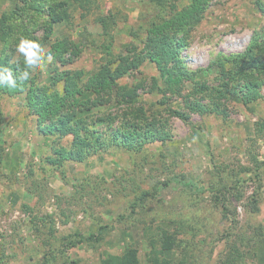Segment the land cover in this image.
I'll return each mask as SVG.
<instances>
[{
	"label": "rangeland",
	"instance_id": "rangeland-1",
	"mask_svg": "<svg viewBox=\"0 0 264 264\" xmlns=\"http://www.w3.org/2000/svg\"><path fill=\"white\" fill-rule=\"evenodd\" d=\"M171 2L180 9L190 0ZM42 5L67 15L65 22L53 25L51 42L70 36L81 43L79 56L60 69L86 74L105 61V40L112 41L114 57L132 58L143 46L145 28L172 13L149 0H44ZM14 7L15 0H0V15ZM46 20L34 16L26 28L43 36ZM262 24L255 0H209L202 20L185 37L180 66L216 86L219 71L210 63L221 54L243 51ZM49 51L50 43L43 44V66L34 70L45 84L59 73L49 72L54 66L47 61ZM259 63L255 76L261 96L256 100L246 103L239 95L215 100L202 92L190 96L193 102L217 103L225 111L221 114L189 110L174 93L150 92L154 80L161 83L163 76L144 60L119 79L137 89L139 102L97 105L89 119L111 117L114 126L150 123L155 138L138 150L113 146L61 164H50L48 158L54 156V145L69 148L70 137L43 135L23 96H0V264H65L72 259L100 264L130 248L139 264H149L155 247L151 241L160 247L165 236L179 242L167 254L173 260L186 254L193 264H219L235 245L243 255L237 264H264V129L255 130L256 123L264 124V57ZM177 68L173 64L170 70ZM193 90V82L186 80L183 94ZM139 108L142 116L135 115ZM105 125L96 121L89 128L104 131ZM192 183L202 189L196 192ZM143 190L153 196L139 199ZM219 190L234 221L221 217L215 199ZM253 197L258 199L256 212L247 205ZM77 232L101 238L94 244H63Z\"/></svg>",
	"mask_w": 264,
	"mask_h": 264
},
{
	"label": "trees",
	"instance_id": "trees-1",
	"mask_svg": "<svg viewBox=\"0 0 264 264\" xmlns=\"http://www.w3.org/2000/svg\"><path fill=\"white\" fill-rule=\"evenodd\" d=\"M149 1L158 9L169 8L172 11L171 15L145 28L143 46L132 58L121 54L114 57L111 49L112 41L105 40L102 44L106 55L105 61L95 72L89 74H86L83 69H60L59 67L72 63L81 52V43L70 36L57 38L54 42L50 41L53 25L66 21V10H63L66 15L63 17L56 14L50 5L41 6L44 0H15V7L0 15V73L7 75L6 69L10 70L11 81L15 82V87H12L10 81H0V96H23L29 113L36 116L38 130L43 135L57 139L70 137L69 148L53 146L54 156L48 158L50 164H61L64 160L80 161L87 158L89 154H95L113 146H122L129 151L138 150L143 147L145 141L155 138L154 127L150 123L139 126L137 123L127 122L126 126L122 121L118 126H114L115 119L111 117L89 119L92 115L89 112L97 105L111 103L117 107H130L139 102L137 89L120 84L119 79L130 70L137 68L138 64L146 59L152 62L163 76L161 83L154 80L150 92L177 94L182 98L184 106L195 112L211 111L221 114L225 112L217 103L209 106L190 100V96L200 92L215 100L229 99V95H239L246 103L261 96L256 76L262 65L259 60L264 57V0H255V5L263 17V24L251 38L249 46L243 51L228 55L221 54L210 63L219 71V83L213 87L198 79L196 71L192 72L180 66V53L185 44V37L188 36L189 30L202 20L209 0H190L180 9H177L171 0ZM64 3L60 2L61 5H65ZM34 16L48 18L43 25L45 29L43 36L34 35L26 28L32 23ZM22 39L38 42L41 47L43 44L50 43L48 55H52L51 65L54 66L50 67L49 72L51 74L58 70L59 73L50 75L48 84L41 82L38 73L34 72L36 67L24 64L23 54L17 52L16 46L13 47ZM132 49L133 52L136 51L135 47ZM173 64L178 66L177 71L170 70ZM25 73L27 79H21ZM186 80L193 82L194 90L191 94H183ZM105 96L107 99L103 101ZM135 111L136 116H142L144 112L143 108ZM175 112L183 116L182 112ZM138 119L144 120L142 117ZM96 121L106 124L104 131L89 128V125L95 124ZM255 126L258 132L264 129L262 122L256 123ZM2 151L3 148L0 146V158ZM192 186L196 192L202 189L196 187L194 183ZM219 192L220 190L215 191V199L220 203L222 219L234 221V218L230 216L233 209L225 203ZM148 196L153 194L143 190L138 198L144 200ZM248 202L249 211L259 210L257 198L253 197ZM103 229L102 226L99 231L102 232ZM100 236V234L86 236L77 232L67 235L63 244L66 246L94 244L100 240ZM160 242V247L155 248L156 244L151 241L155 247L151 250L149 264H193L188 262L189 256L186 254H183L179 260H173L167 256L170 250L179 246V242H176L173 236L161 237ZM229 249L230 251L220 259L219 264H237L236 261L243 257L235 245L230 246ZM65 264H78V261L72 259ZM100 264H139V260L130 248L122 255L107 256L101 260Z\"/></svg>",
	"mask_w": 264,
	"mask_h": 264
},
{
	"label": "clouds",
	"instance_id": "clouds-1",
	"mask_svg": "<svg viewBox=\"0 0 264 264\" xmlns=\"http://www.w3.org/2000/svg\"><path fill=\"white\" fill-rule=\"evenodd\" d=\"M17 52L23 54L24 64L34 67H42L44 60L42 59L40 53L42 47L38 42L22 39L17 45ZM53 57L51 54L48 56V62H51ZM7 75L0 73V81L8 80L11 82L12 87H15V82L11 81L12 72L6 69ZM21 79H27V74L25 73Z\"/></svg>",
	"mask_w": 264,
	"mask_h": 264
}]
</instances>
